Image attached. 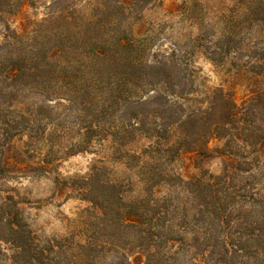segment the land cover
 I'll return each mask as SVG.
<instances>
[{"label":"trees","instance_id":"16d2710c","mask_svg":"<svg viewBox=\"0 0 264 264\" xmlns=\"http://www.w3.org/2000/svg\"><path fill=\"white\" fill-rule=\"evenodd\" d=\"M96 1L86 13L68 15L61 10L48 23L43 22L46 27L57 22L58 28L45 31L27 50L18 37L0 46L4 49L0 53V141L6 150L25 131L29 138L25 147L31 146L38 142L33 131L44 129V103H29L24 93L50 97L71 84L69 90L86 94V86L77 89L72 83L71 77H75L84 82L90 79L93 89L104 88L109 98L104 112L117 103L124 115L130 114L126 130L156 138V144L144 151L146 155L156 154L170 163L181 153H193L201 162L216 151L238 159L227 161L220 175L209 177L154 174L146 180V196L134 202H126L115 183L87 182L88 193L83 196L91 202L87 210L99 223L95 227L104 229L102 241L91 236L83 241L66 237L43 243L18 211L0 207V226L7 227V237H0L15 248L10 264H131L126 251L131 247L143 252L141 264H264V197L251 191L247 182L241 184L251 177L254 162L263 155L264 86L254 90L242 105L218 89L208 91L204 102L194 104L196 89L186 55L182 51L177 54L179 50L157 53L149 49L148 37H135L121 29L136 5L142 7L147 0ZM12 4L13 0H0V13ZM248 8L247 20L264 28V0H252ZM79 27H84L81 33L75 32ZM224 37L227 43L234 39ZM220 50L230 52V48ZM251 57L253 71L264 76V48ZM21 104L24 108L19 109ZM215 137L224 140L222 147H210ZM25 152L16 149L9 155L4 160L6 170L52 169L46 157L25 161ZM162 184L169 191L159 197L155 188ZM178 189L194 201L191 213L173 207L170 192ZM8 203L16 206L12 197ZM108 229L114 232L107 233ZM104 245L113 251L122 249L121 256L107 263L99 255Z\"/></svg>","mask_w":264,"mask_h":264},{"label":"rangeland","instance_id":"374dc122","mask_svg":"<svg viewBox=\"0 0 264 264\" xmlns=\"http://www.w3.org/2000/svg\"><path fill=\"white\" fill-rule=\"evenodd\" d=\"M96 2L13 0L10 9L0 13V46L18 37L22 38L27 50L31 44L41 40L45 31L58 28L57 22L54 25L49 23L47 27L43 22L47 20L48 23L61 10H66L68 15L86 13ZM251 4L252 0H147L142 7L136 5L131 16L122 21L121 29L135 37H148L149 49L157 53L179 50L177 54L180 55L182 51L186 55V64L192 71L191 79L196 89L194 104L204 102L208 91L218 89L230 93L236 103L242 105L254 90L264 86V76L253 71L255 63L251 57L254 51L264 48V28L247 20ZM79 20L77 18L80 24ZM82 28L74 31L81 33ZM227 35L234 36L229 43L225 41L224 36ZM228 48L230 52L227 53L220 50ZM76 65L82 63L77 62ZM71 79L77 89L86 86V94L72 92L69 90L73 88L71 84L55 90L52 92L54 96L50 97L31 91L24 93L25 101L44 103V129L33 131V139L38 142L25 147V142L29 140L28 131L16 138L9 151L0 141V207L18 211L20 219L43 243L66 237L79 241L91 236L98 241L105 239L101 236L104 229L95 227L99 223L90 215L92 211L87 210L91 206V202L83 196L88 193L87 182L92 185L115 183L122 190L124 200L134 202L146 196V180L154 174L175 173L185 179L209 177L220 175L227 161L238 159L216 151L201 162L196 160L193 153H181L170 163L156 154L153 157L146 155L144 151L156 144V138L135 129L128 128L130 132L126 130L130 114L124 115L117 103L104 112V107L109 103L104 88L93 89L90 79L86 82L80 78ZM18 108L24 106L21 104ZM131 111L136 112V108ZM36 119L41 121V118ZM124 139L126 142L123 143ZM209 145L214 149L220 148L224 140L215 137ZM16 149H26L22 155L25 161L46 157L52 169L40 172L28 168L22 173L6 170L4 160L13 155ZM262 154L254 162L251 177L243 179L241 183L247 182L250 190L260 197H264V150ZM168 191L165 184L155 188L159 197ZM170 194L173 196V207L179 206L180 212L193 211L194 201L189 194L179 189ZM8 197L14 199L16 206L9 205ZM86 222H89V226ZM106 231L114 232L113 229ZM6 233L7 227L0 226V235L6 236ZM104 246L99 248V255L107 263L121 256L119 251L122 249L113 251L108 245ZM101 249L110 251L105 253ZM14 251L12 244L0 237V264H10L9 258ZM66 251L70 253V249ZM126 251L131 264H141L144 260L140 249L131 247Z\"/></svg>","mask_w":264,"mask_h":264}]
</instances>
